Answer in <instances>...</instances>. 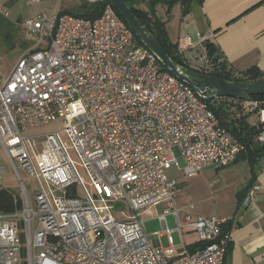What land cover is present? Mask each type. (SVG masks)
<instances>
[{"label":"built area","instance_id":"1","mask_svg":"<svg viewBox=\"0 0 264 264\" xmlns=\"http://www.w3.org/2000/svg\"><path fill=\"white\" fill-rule=\"evenodd\" d=\"M22 27L32 44L0 80V150L19 178L20 196L13 195V202L21 208L20 214L0 213V264H223L229 232L221 228L228 217L196 214L190 202L179 203V179L168 175L180 169L192 177L206 166L228 165L245 149L206 99L163 69L110 3L94 19L41 12ZM195 35L191 46L198 51L212 33ZM200 54L198 69L207 68L208 57ZM249 105L264 120L258 102ZM57 118L61 129L29 133ZM259 139L264 143V132ZM1 162L0 151V180ZM20 169L39 185L36 207ZM51 187L63 194L53 195ZM156 206L166 246L158 231L154 244L143 228L142 213ZM186 230L196 233L200 247L183 240L176 247L172 233Z\"/></svg>","mask_w":264,"mask_h":264},{"label":"crops","instance_id":"2","mask_svg":"<svg viewBox=\"0 0 264 264\" xmlns=\"http://www.w3.org/2000/svg\"><path fill=\"white\" fill-rule=\"evenodd\" d=\"M21 1L24 0H2L6 15L9 16L14 11L18 14L16 7L21 5ZM32 4L37 5L36 14L44 12L53 15L64 8L59 0ZM142 6L146 8L145 2ZM67 8L69 7H65ZM154 8L156 14L165 20L170 40L176 43L179 53L192 66L191 44L196 40L190 35H183L182 32V26L190 23L193 24L195 34L206 31L212 33L209 42L213 47V55L219 54L234 70L242 71L255 66L264 72V1L191 0L188 5L189 11L185 14L182 13L183 5L180 1H176L169 11H166L162 4H157ZM17 19L11 21L21 23L22 18ZM197 49L206 53L203 45ZM212 63L213 61L208 58V67ZM241 105L244 111H251L248 116L254 111L258 114V118L252 124L260 120L258 111L250 107L249 100L242 101ZM258 140L260 141L259 136ZM170 170H174V173L168 171V175L177 176L179 185L184 186L185 180L180 169ZM210 170L212 176L208 177L207 181L194 178L198 177L200 172L192 176L194 179L186 184V193L180 185L178 202L191 201L188 197L189 192L198 194L202 199L206 190L210 192L211 202L194 211L201 215L228 217L224 229L229 232V243L223 264H264V153L251 160L240 151L228 165H214ZM254 185H258V188L250 192ZM203 189L204 192L200 193ZM157 207L161 210L160 206ZM186 234L190 238L183 237L182 240L188 247H194L199 243L194 231L186 230L184 236ZM149 237L156 244L157 239L153 234ZM175 245L179 248L180 243Z\"/></svg>","mask_w":264,"mask_h":264},{"label":"trees","instance_id":"3","mask_svg":"<svg viewBox=\"0 0 264 264\" xmlns=\"http://www.w3.org/2000/svg\"><path fill=\"white\" fill-rule=\"evenodd\" d=\"M176 1H180L182 3V13L185 14L189 11L188 5L190 4L191 0H126L133 12L155 35L169 56H171L183 69L189 73L205 72L221 78L246 81L264 79V72L260 71L255 66L242 71L234 70L228 62H226L224 59H221L219 54L213 55V47H211L209 40L204 43V49L207 57L213 61L212 65H209L208 68L198 69L186 61L179 53L176 43H173L170 40L165 27V20L156 14L154 8L155 5L162 4L166 7V11H169ZM197 1L200 2V0ZM144 2L146 8L142 6ZM108 3H110L108 0H100L96 3H89L85 0L75 8L59 10L58 14L70 13L94 19L101 14L104 6ZM13 26H15L14 22L9 21L5 15L0 13V37L4 38L3 42L6 44L15 42L12 39ZM133 35L136 40L141 43L134 33ZM20 43L24 47L28 46L27 41H21ZM159 64L163 69L170 72L160 62ZM244 100H255L258 102V108H264V94L251 95L247 99H236L220 96L212 99H206V102L218 116L221 124L224 125L245 145V149L242 150L241 153H244V156H248L252 160L264 153V144L258 140V136L264 132V120H258L254 124L250 123L247 120V116L251 111H244L241 105V102ZM255 110L257 111L258 109ZM19 206L20 204H15L13 202L9 191L0 189V211L12 210ZM221 231L222 233L228 232L224 229V224L222 225ZM201 245L202 243L199 242L196 246L190 248L195 249Z\"/></svg>","mask_w":264,"mask_h":264},{"label":"rangeland","instance_id":"4","mask_svg":"<svg viewBox=\"0 0 264 264\" xmlns=\"http://www.w3.org/2000/svg\"><path fill=\"white\" fill-rule=\"evenodd\" d=\"M46 1H51V0H45L43 2H46ZM59 1L62 4V6H64L63 9H65V7L75 8L81 2H84L85 0H59ZM16 8L18 10V14L15 13V11H14V13H10L9 16L5 15L9 21H11V19L12 20H15V19L18 20L17 18H20V19L22 18V21H21V23H22L26 19V17L27 18L33 17V15L36 14L35 12H37V10H38L37 5L26 4L24 1H21V5L17 6ZM21 23L20 22L19 23L14 22L15 26H13V30H12V32H13L12 39L15 42L6 44L5 42H3L4 38L0 37V80L9 74V72L11 71V69H12L15 61L19 57V55L26 48H28L29 45L32 44L31 40L27 39L24 36L23 29L21 27ZM182 32H183V35H185V36L190 35L194 38L193 40H196L195 30L193 28L192 23H190L189 25L184 24L182 26ZM183 39H185L184 36H183ZM21 41H27L28 46L24 47L20 43ZM200 55H201L200 52H198L196 50V48H193L192 58L190 61L193 64V67H195V68H202L203 67V66L201 67V64L203 62L199 60ZM248 117H247L248 121L250 123H252L258 118V114L254 111ZM62 127H63L62 120L60 118H57V119L52 120L51 122H49L47 124L29 129V133L42 134V133H46V132L59 130ZM60 134H61V137L64 139V141H68L64 132H61ZM0 151H1V156H2L1 164L4 168V172L2 173L1 180H0V183H1L0 189H4V190L9 191L11 196H12V199H13V195L19 197L20 196V181H19V178L17 176V173L14 169V166H13L11 160L7 157L5 151L2 149V147H1ZM29 151L32 154V152H31L32 150L29 149ZM69 154H70V157L72 158V160L76 163V167L78 169L80 177L87 182V184H86L87 191L89 193L93 194V188L90 185V178L87 175V173L85 172L84 168L81 167V165L79 164V159L77 157V154L75 153V151L73 149L69 150ZM179 160H180V163L182 166L183 162H182L180 157H179ZM32 162H33L35 168L38 170L37 165H36V161L34 158L32 159ZM213 166H207V167L203 168L200 171V174L198 175V177H194V178L196 180H199V181L200 180L207 181V178L212 176V174H210L209 172L211 171L210 169ZM169 172L174 173V170H169ZM20 174H21V177L23 179V182H24L29 194L31 195V197L33 199L34 207H36L35 200H34V194H35V191L39 188V185H38L37 181L35 180V178L31 174H29L27 171L20 169ZM182 177H183V180H185V184H184V186L182 184H180V185L183 186V191H184V193H186V184L187 183L189 184V182L194 178L184 177V176H182ZM40 179H41L42 184L46 188V190H48V188L45 185L43 178L40 177ZM181 183H183V181ZM180 185H179V188H180ZM206 185H207V182H206ZM50 190L53 191V195H62L63 194V188L57 190L56 188L51 187ZM209 191H210V189H209ZM203 192H204V189L200 190V193H203ZM78 194L79 195L82 194L81 190L78 191ZM204 194H205V197H204V199H202L198 194L194 195L193 193L189 192L188 197H189V200H191V201H187V202H190L194 206L195 211L198 210V208L200 209L203 205H206V203L208 204L211 202V197H209L210 192H208L206 190L204 192ZM50 200H51V197H50ZM160 211L161 210L159 209V207L152 208L151 214L142 213L141 217L143 219V226H144V229H145V232L147 233V235L151 236L153 234V232L158 231L160 243L162 244V246H166V245H168L167 236H166V234L162 233V224H161V221L157 217V215ZM15 212L17 214H20L21 208L16 207L12 210L0 211V213H2V214H14ZM115 216L117 218H121L124 220L128 219V218L122 217L120 214H117V213ZM166 221H167L168 225H170V226H172L174 223L173 217L171 215L166 216ZM185 233H186V231H184L183 235H181L179 231H174L172 233V238H173L174 243L175 244L181 243L183 237H185L186 239H189L190 238L189 235L186 234L184 236Z\"/></svg>","mask_w":264,"mask_h":264},{"label":"water","instance_id":"5","mask_svg":"<svg viewBox=\"0 0 264 264\" xmlns=\"http://www.w3.org/2000/svg\"><path fill=\"white\" fill-rule=\"evenodd\" d=\"M108 1L141 43L154 53L158 61L170 73L188 84L204 99H212L220 96L247 99L251 95L264 94V79L246 81L221 78L204 72L189 73L169 56L155 35L133 12L126 0Z\"/></svg>","mask_w":264,"mask_h":264}]
</instances>
